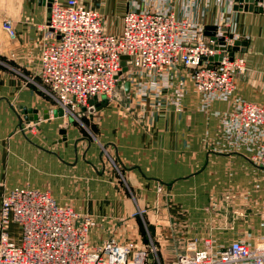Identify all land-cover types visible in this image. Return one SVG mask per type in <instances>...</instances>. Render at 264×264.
<instances>
[{
    "label": "crops",
    "instance_id": "0c3cea01",
    "mask_svg": "<svg viewBox=\"0 0 264 264\" xmlns=\"http://www.w3.org/2000/svg\"><path fill=\"white\" fill-rule=\"evenodd\" d=\"M81 2L101 14L111 34L121 33L130 9L170 10L205 34L227 28L248 42L238 52L247 72L231 98L208 104L191 71L173 66L143 95L119 86L114 102L93 99L89 108H101L83 130L78 120L57 116L60 108L39 92L49 1L0 0V208L6 190L49 192L59 206L92 216L91 243L154 244L162 264L175 262L190 240L202 249L207 239L222 248L264 237V169L252 162L257 141L240 138L226 119L238 100L264 102V10H235L230 0ZM7 20L14 40L3 29Z\"/></svg>",
    "mask_w": 264,
    "mask_h": 264
},
{
    "label": "built area",
    "instance_id": "2783aa9c",
    "mask_svg": "<svg viewBox=\"0 0 264 264\" xmlns=\"http://www.w3.org/2000/svg\"><path fill=\"white\" fill-rule=\"evenodd\" d=\"M258 6L264 10V0ZM57 17L68 22L57 24ZM122 22L121 33L111 34L101 14L81 0H56L50 6L38 86L64 116L74 117V109L87 111L96 95L114 102L117 86L125 81L143 95L149 83L158 82L173 66L191 71L196 90L208 104L229 99L236 76L247 72L246 58L230 55L229 48L241 38L227 36L221 42V27L210 37L202 26L170 10L130 9ZM3 29L16 39L11 21L3 22ZM226 119L240 138L257 141L252 162L264 169V102L242 100ZM144 214L138 213L142 218ZM92 222V216L59 206L49 192L30 187L6 190L0 209V264H162L154 244L140 248L115 237L91 243ZM14 224L19 232L11 231ZM172 264H264V237L222 248L207 239L202 249L197 240H190Z\"/></svg>",
    "mask_w": 264,
    "mask_h": 264
},
{
    "label": "water",
    "instance_id": "95a60500",
    "mask_svg": "<svg viewBox=\"0 0 264 264\" xmlns=\"http://www.w3.org/2000/svg\"><path fill=\"white\" fill-rule=\"evenodd\" d=\"M48 1L50 3V6H51V3L54 0H48ZM262 1L263 0H235V3H236L235 4V10L245 9V10L250 11V12L256 11V12L262 13L263 9L258 6V3L262 2ZM244 4L247 5V6H245V8H244ZM217 30H218L217 27H207L206 28V35L210 36V37H215V35H216L215 32ZM222 31H223L222 32L223 37H222V39H220L221 42H222V40H224L225 37H227L229 35L227 28H223ZM230 37H232V35ZM247 48H248V42L243 40L242 38L238 39L234 42V45L229 48L230 49V55L232 57V56H234L235 53H238V52L245 53V52H247ZM122 59L125 61L129 60V58L127 56H124ZM215 59H217V57ZM218 59H221V57H218ZM127 70H128L127 68H124V72H127ZM120 85L124 89L125 94L129 95L131 92V82L125 81V82L121 83ZM102 98H103V100H106V97H102ZM100 106H101V104H97V106H93V107L89 108L87 111L89 113H91V115H93L96 111L100 110V108H101ZM26 113H28L27 115H29L30 113H33V111L32 110H26ZM34 113H36V112H34ZM55 113L57 116H60V117L64 116L62 109L56 110ZM25 119L27 121L28 120L36 121V120H38V116L35 118H29L27 116V117H25Z\"/></svg>",
    "mask_w": 264,
    "mask_h": 264
},
{
    "label": "rangeland",
    "instance_id": "374dc122",
    "mask_svg": "<svg viewBox=\"0 0 264 264\" xmlns=\"http://www.w3.org/2000/svg\"><path fill=\"white\" fill-rule=\"evenodd\" d=\"M246 74V73H245ZM245 74H243V75H240V76H236V78H235V80H236V82H235V89H236V84H237V81L239 80V78H241L242 76H244ZM40 84H41V81H40ZM39 87V86H38ZM39 92L40 93H42V95L44 96V98L46 99V100H50L51 102H52V104H54L56 107L58 106L57 105V103L54 101V100H52L47 94H46V92L42 89V88H40L39 87ZM233 94H234V92L232 93V95L230 96V98L233 96ZM100 99V98H99ZM103 98H101L100 99V101L101 102H105V101H103L102 100ZM240 101H242V100H238L236 103H235V107H236V105L238 104V102H240ZM261 104V103H260ZM130 110V108L128 109V111ZM73 113H74V117L73 116H70V117H72L73 119H75L76 121L78 120L79 122V125H81L82 126V129L83 130H85L86 129V127L85 126H83V125H86L87 124V121H89V119L88 118H90V113L87 111V112H82V111H79V110H73L72 111ZM52 114V113H51ZM92 120L94 119V118H91ZM83 123V124H82ZM87 126V125H86ZM85 129H84V128ZM23 130L25 131V130H33V128L34 127H28V126H23ZM88 128V127H87ZM262 141V140H261ZM260 143H262V142H260ZM5 192V191H4ZM3 192V193H4ZM2 196H3V194H2ZM1 199V198H0ZM1 203H2V200H1ZM1 209V208H0ZM135 216H137V214L135 215ZM141 219H144V220H147V216H146V214H144V216H143V218L142 217H140ZM19 228H18V226L17 225H13L12 226V229H11V231L13 232V233H16V232H19V230H18ZM15 237H19V235L18 234H13ZM257 238V237H256ZM253 239H255V238H253Z\"/></svg>",
    "mask_w": 264,
    "mask_h": 264
},
{
    "label": "bare ground",
    "instance_id": "6f19581e",
    "mask_svg": "<svg viewBox=\"0 0 264 264\" xmlns=\"http://www.w3.org/2000/svg\"><path fill=\"white\" fill-rule=\"evenodd\" d=\"M56 0H54L53 2H55ZM52 2V3H53ZM52 3H51V5H52ZM59 18L60 17H57V21H56V23L58 24L59 22L63 25V24H66L68 21H66V20H59ZM119 86L121 87V85H118L117 86V89H116V93H115V95H114V98H115V96H117L118 98H120L121 97V95L117 92L118 91V88H119ZM68 89H69V86H68ZM99 98H102L100 95H96V96H94V97H92V98H90V102L94 99V100H98Z\"/></svg>",
    "mask_w": 264,
    "mask_h": 264
}]
</instances>
